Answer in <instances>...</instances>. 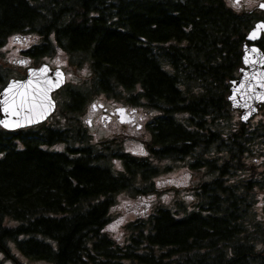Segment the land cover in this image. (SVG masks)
<instances>
[{"label": "trees", "instance_id": "obj_1", "mask_svg": "<svg viewBox=\"0 0 264 264\" xmlns=\"http://www.w3.org/2000/svg\"><path fill=\"white\" fill-rule=\"evenodd\" d=\"M262 19L224 0H0V48L35 34L27 56L63 53L68 71L89 72L45 123L0 128V264H264V105L242 124L227 100ZM14 68L0 56V88ZM101 98L159 113L149 156L89 135L82 116ZM165 161L188 166L195 199L108 234L116 196L159 194Z\"/></svg>", "mask_w": 264, "mask_h": 264}, {"label": "rangeland", "instance_id": "obj_2", "mask_svg": "<svg viewBox=\"0 0 264 264\" xmlns=\"http://www.w3.org/2000/svg\"><path fill=\"white\" fill-rule=\"evenodd\" d=\"M260 0H225L226 4L235 11L243 9H253L256 7ZM18 39V40H16ZM39 42V39L35 35L10 37L6 40L5 44L0 49L2 60L14 65V61L25 59L26 67L39 66L41 63H46L52 68L62 67L66 70L68 56L63 53H57L53 56L40 57L39 59L26 58L22 53L25 49L31 45ZM15 66V65H14ZM13 70V75L18 76V72L23 73L25 71L24 66L17 65ZM68 81H77L81 77L88 75L87 68H83L75 71H67ZM57 98L54 96V99ZM102 102L106 109L105 112L108 114L115 107L121 106L122 104L114 100H94L90 103ZM124 106V105H123ZM103 112L98 110L97 112L90 111L89 106L83 117V123L88 127V131L91 135L98 138H108L111 136H124L123 148L125 151L145 155L144 142L149 139V133L145 129L147 123H149L158 113L154 110L145 108L137 109L136 120L134 123L121 124L113 119V123L110 125H104L98 119ZM233 119L238 118V113L233 112ZM138 125V126H137ZM251 158L248 159V162ZM166 172L161 175H157L154 178L155 187L160 191L159 194H152L144 197H133L129 194L122 192L119 193L114 204L109 209L111 217L110 222L105 226V231L113 237H118L121 233L122 227L125 223L135 218L140 214H146L155 205H163L165 207H175V201L181 199L184 203L189 204L195 198L192 195L191 187L195 184L192 173L186 164L179 162L166 161ZM259 169L264 168V156L259 159L256 163ZM163 167V166H162ZM240 177H244V174H240ZM258 201L256 203V210L261 207ZM19 261L27 263V260L17 254ZM5 264H13L12 262H6Z\"/></svg>", "mask_w": 264, "mask_h": 264}, {"label": "water", "instance_id": "obj_3", "mask_svg": "<svg viewBox=\"0 0 264 264\" xmlns=\"http://www.w3.org/2000/svg\"><path fill=\"white\" fill-rule=\"evenodd\" d=\"M261 33H264V23L258 22L249 33V38L257 40ZM243 50V67L239 71L238 79L232 83L228 100L231 103V109L239 110L241 120L246 122L264 103V100L260 99L264 96V54L256 46L244 47ZM42 68H46L47 71L41 72ZM57 71L62 73V76H57ZM64 79L60 68L51 70L46 64L27 69L23 79H10L0 91V126L7 130H14L44 121L55 109L52 92L64 84ZM56 80H62V83L55 86ZM12 81H19L20 84L6 94L4 89ZM21 94L27 97V103L22 107L20 106ZM13 104L16 105L15 108L12 107ZM118 109L123 108L115 109L119 122L126 123L132 120L125 110L121 114L117 111ZM244 116H247V119H243ZM5 124L8 126L5 127Z\"/></svg>", "mask_w": 264, "mask_h": 264}, {"label": "snow or ice", "instance_id": "obj_4", "mask_svg": "<svg viewBox=\"0 0 264 264\" xmlns=\"http://www.w3.org/2000/svg\"><path fill=\"white\" fill-rule=\"evenodd\" d=\"M261 8H264V3L260 4L259 5ZM31 71V70H30ZM41 72H45L47 71L46 68H42L40 69ZM57 76H62V73H59V71H57ZM60 83H62V80H56L54 82L55 86H58ZM20 82L19 81H12V82H9L8 84V87L4 89V92L7 94V93H10L11 90L13 89V87H17L19 86ZM260 99L264 100V96H261ZM27 103V97L23 94H21V102H20V106L22 107L23 105H25ZM50 103V102H49ZM13 108L16 107L15 104L12 105ZM93 107H95V105H93ZM47 109H45L46 111ZM119 113L123 114L124 112V109H118L117 110ZM243 119H247V116H244L242 117ZM8 125L5 124V127H7Z\"/></svg>", "mask_w": 264, "mask_h": 264}, {"label": "bare ground", "instance_id": "obj_5", "mask_svg": "<svg viewBox=\"0 0 264 264\" xmlns=\"http://www.w3.org/2000/svg\"><path fill=\"white\" fill-rule=\"evenodd\" d=\"M93 141V140H92ZM255 189V188H254Z\"/></svg>", "mask_w": 264, "mask_h": 264}]
</instances>
